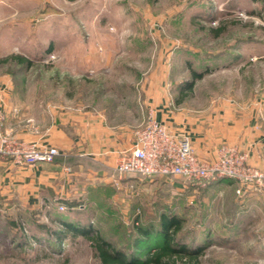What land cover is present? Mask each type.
I'll return each instance as SVG.
<instances>
[{
	"label": "rangeland",
	"instance_id": "374dc122",
	"mask_svg": "<svg viewBox=\"0 0 264 264\" xmlns=\"http://www.w3.org/2000/svg\"><path fill=\"white\" fill-rule=\"evenodd\" d=\"M192 70L201 77L188 87ZM4 84L29 117L98 107L113 122L131 115L136 130L147 92L161 88L174 110L257 104L264 124V0H0ZM226 180L196 187L113 168L83 210L7 208L0 197V264H100L85 236L54 235L61 220L90 224L141 261L161 243L163 217L178 220L176 244L197 255L170 264H264V193L254 188L259 207L236 212L245 201Z\"/></svg>",
	"mask_w": 264,
	"mask_h": 264
},
{
	"label": "crops",
	"instance_id": "0c3cea01",
	"mask_svg": "<svg viewBox=\"0 0 264 264\" xmlns=\"http://www.w3.org/2000/svg\"><path fill=\"white\" fill-rule=\"evenodd\" d=\"M147 93V108L154 118L170 132L187 135L199 157L214 160L218 146L228 144L245 152L248 164L264 173V124L257 104L244 107L225 98L214 99L200 109L174 110L161 88ZM14 99L8 85H0L5 130L21 141L52 145L58 155L52 162L35 165L16 164L0 156V197L9 204L7 208L20 201L44 212H59L58 205H63L64 211L83 210L92 195L100 197L102 188L112 180L117 157L131 147L136 128L133 118L130 115L127 120L113 122L98 107L62 106L52 107L48 117L44 113L29 117ZM12 108L18 109L17 115ZM226 181L235 191L237 183ZM241 195L245 203L238 205L236 212L259 207L256 200L263 193L248 187Z\"/></svg>",
	"mask_w": 264,
	"mask_h": 264
},
{
	"label": "built area",
	"instance_id": "2783aa9c",
	"mask_svg": "<svg viewBox=\"0 0 264 264\" xmlns=\"http://www.w3.org/2000/svg\"><path fill=\"white\" fill-rule=\"evenodd\" d=\"M11 111L18 114L16 108ZM5 120L6 113L0 105L1 157H8L16 164L35 165L52 162L58 155V149L52 145L16 139L5 130ZM216 155L214 160L199 157L187 135L170 132L150 111L144 125L134 131L131 147L117 157L114 170L118 175L181 178L196 187L228 178L237 183L236 193H242L248 187L264 193V173L248 164L245 152L221 144ZM58 210H64V206L58 205Z\"/></svg>",
	"mask_w": 264,
	"mask_h": 264
},
{
	"label": "trees",
	"instance_id": "16d2710c",
	"mask_svg": "<svg viewBox=\"0 0 264 264\" xmlns=\"http://www.w3.org/2000/svg\"><path fill=\"white\" fill-rule=\"evenodd\" d=\"M18 63H25L27 65L31 64V61L25 57L14 55L12 56ZM201 77V73L192 70L191 71V82L187 85L188 87H192L193 81L197 78ZM184 91L180 92V97L184 95ZM221 179L228 178H219L214 182H218ZM212 182V183H214ZM189 184L188 182H186ZM68 209L67 211H70ZM77 220L84 221V218H80ZM62 228L59 231H53L54 235L57 234V237L64 238L67 233H71L75 235V233H79L86 237L89 241V246L92 250L93 256L97 258L100 264H170L174 259H195L196 253L192 250H189L183 245H177L175 242L176 232L179 228L178 220L174 218L163 217L161 220V243L156 247L153 251L147 253V257L144 260H137L131 255H127L125 252L113 246V244L108 241L102 234L96 232L93 227L88 224L86 229L83 228V225L77 226L70 221H62ZM61 234V236H60ZM56 236V235H55Z\"/></svg>",
	"mask_w": 264,
	"mask_h": 264
}]
</instances>
